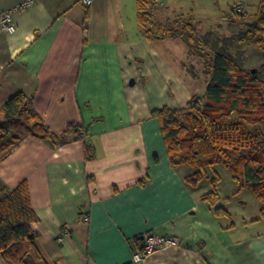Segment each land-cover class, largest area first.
Returning a JSON list of instances; mask_svg holds the SVG:
<instances>
[{
    "label": "crops",
    "instance_id": "1",
    "mask_svg": "<svg viewBox=\"0 0 264 264\" xmlns=\"http://www.w3.org/2000/svg\"><path fill=\"white\" fill-rule=\"evenodd\" d=\"M20 1L0 0V13ZM153 2L154 21L179 20L203 38L192 13L171 17L166 3ZM13 20V31L0 29V107L22 91L53 133L70 122L85 131L53 141L21 130L0 158L1 186L27 182L36 245L49 264H264L254 193L239 189L222 163L173 166L151 114L206 92L211 71L182 39L148 36L136 0H35ZM214 192V203L204 198ZM148 231L182 245L136 263Z\"/></svg>",
    "mask_w": 264,
    "mask_h": 264
},
{
    "label": "trees",
    "instance_id": "2",
    "mask_svg": "<svg viewBox=\"0 0 264 264\" xmlns=\"http://www.w3.org/2000/svg\"><path fill=\"white\" fill-rule=\"evenodd\" d=\"M136 1L138 21L148 36L182 39L211 71L202 96L195 95L180 109L164 106L151 112L160 123L171 164L187 163L198 169L224 164L238 188L249 189L260 201L259 214L264 218V79L253 76L251 69L245 71L230 52L214 47L207 53L204 39L189 24L174 20L167 27L154 21L150 9L153 0ZM246 34L264 46V16L258 17ZM0 115V158L20 139L21 129L53 141L70 134L77 139L85 135L77 122H70L61 134L53 133L35 110L33 96L22 91L2 104ZM85 148L86 158L92 159L89 142ZM200 178L198 171L188 181L196 184ZM204 198L214 203L217 193ZM37 220L26 181L13 189L0 185V256L7 264H49L36 245L32 224Z\"/></svg>",
    "mask_w": 264,
    "mask_h": 264
},
{
    "label": "rangeland",
    "instance_id": "3",
    "mask_svg": "<svg viewBox=\"0 0 264 264\" xmlns=\"http://www.w3.org/2000/svg\"><path fill=\"white\" fill-rule=\"evenodd\" d=\"M165 3L167 7L164 9L171 17L193 14L195 21L202 26L198 34L203 33L207 53H211L214 47L230 52L245 71L255 68L252 75L264 79V46H258L246 34L252 23L264 16V0H159V4ZM237 6H241L240 12L245 16L235 12ZM230 14H234L237 20L230 22L226 19ZM242 193L250 192L245 190Z\"/></svg>",
    "mask_w": 264,
    "mask_h": 264
},
{
    "label": "built area",
    "instance_id": "4",
    "mask_svg": "<svg viewBox=\"0 0 264 264\" xmlns=\"http://www.w3.org/2000/svg\"><path fill=\"white\" fill-rule=\"evenodd\" d=\"M83 2L90 6L94 0H83ZM35 0H22L17 4L13 5L6 11L0 13V29L13 31L14 30V20L13 16L16 12L22 11L33 6ZM236 12L241 11V6L236 7ZM82 221L84 223L89 221L87 214L83 215ZM182 245L181 239L172 235H163L155 233L154 231H148L141 235V243L137 249L134 250L132 254V260L136 263H141L149 255L153 254L158 249L165 246H178Z\"/></svg>",
    "mask_w": 264,
    "mask_h": 264
},
{
    "label": "water",
    "instance_id": "5",
    "mask_svg": "<svg viewBox=\"0 0 264 264\" xmlns=\"http://www.w3.org/2000/svg\"><path fill=\"white\" fill-rule=\"evenodd\" d=\"M254 71H255V68H252V69H251V72H254Z\"/></svg>",
    "mask_w": 264,
    "mask_h": 264
}]
</instances>
